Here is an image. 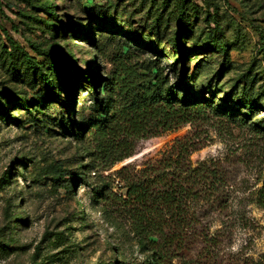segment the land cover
Wrapping results in <instances>:
<instances>
[{"label":"rangeland","instance_id":"374dc122","mask_svg":"<svg viewBox=\"0 0 264 264\" xmlns=\"http://www.w3.org/2000/svg\"><path fill=\"white\" fill-rule=\"evenodd\" d=\"M185 1L184 62L172 46L178 0H0V264H154L101 187L124 194L118 170H139L184 139L192 165L212 162L227 176V209L199 208L218 239L212 256L203 257L199 241L172 264H244L264 255V211L249 196L264 183L262 135L211 115L139 140L133 155L108 171L86 152L97 116L84 77L107 96L124 61L162 67L179 99L264 123V0ZM10 40L62 88L52 94L40 73L33 77ZM240 95L259 106L237 109Z\"/></svg>","mask_w":264,"mask_h":264},{"label":"trees","instance_id":"16d2710c","mask_svg":"<svg viewBox=\"0 0 264 264\" xmlns=\"http://www.w3.org/2000/svg\"><path fill=\"white\" fill-rule=\"evenodd\" d=\"M185 6V0L176 3L179 27L172 39L173 49L184 62L187 54L182 45L185 30L181 17ZM10 43L25 61L26 70L33 77L40 73L52 94L62 88L61 82L56 84L38 70L39 63L18 43L11 40ZM31 48L38 56L56 62L49 52H41L34 45ZM126 59L130 60L129 56ZM113 77L107 96L98 94L97 80L87 74L84 77L93 87L92 106L97 116L91 126L86 152L96 163L95 167L102 171L129 159L139 140L157 137L187 124L208 122L211 115L239 123L264 137V123H248L244 117L237 116V112L222 106L215 109L206 101L191 97L179 99V86L170 81L162 67L152 63L121 62ZM238 98L237 109L251 113L259 106L257 98L246 95ZM20 101L29 107L26 99ZM192 150L188 139H184L173 145L167 155L139 170L123 166L114 179L118 180L124 194L113 193L107 185L101 187L103 197L117 201L116 213L124 215L139 246L150 251L154 264H172L178 254L199 241L204 244L205 258L211 257L214 248L219 246L218 239L211 238L209 228L203 225L199 208L205 204L215 207V211L227 209L223 192L228 178L212 162L192 165L189 160ZM82 181L86 182L85 178ZM249 196L252 203L264 211V183ZM244 264H264V255Z\"/></svg>","mask_w":264,"mask_h":264}]
</instances>
